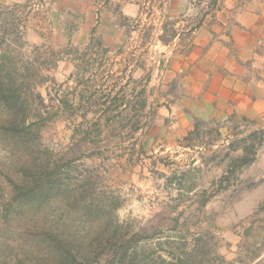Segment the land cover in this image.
Instances as JSON below:
<instances>
[{
    "label": "rangeland",
    "instance_id": "374dc122",
    "mask_svg": "<svg viewBox=\"0 0 264 264\" xmlns=\"http://www.w3.org/2000/svg\"><path fill=\"white\" fill-rule=\"evenodd\" d=\"M105 3L0 0V80L39 114L16 143L0 130V264H264V126L232 115L213 147V122L192 139L157 142L148 110L128 123L104 114L110 92L157 81L172 47L150 6L128 17ZM212 9L191 0L188 24ZM115 23L123 31L105 33ZM119 42L115 60L105 46ZM4 111L0 103L1 122ZM22 171L53 193L23 201L10 181Z\"/></svg>",
    "mask_w": 264,
    "mask_h": 264
},
{
    "label": "crops",
    "instance_id": "0c3cea01",
    "mask_svg": "<svg viewBox=\"0 0 264 264\" xmlns=\"http://www.w3.org/2000/svg\"><path fill=\"white\" fill-rule=\"evenodd\" d=\"M190 1L108 0L119 4L128 17H141V8L150 6L162 19L158 34H166L170 26L167 44L172 47L168 46L157 81L135 78L130 94L118 88L110 92L103 113L120 115L128 123L133 112L148 110L149 139L157 142L181 141L193 129L195 118L213 122L219 138L212 146L217 147L232 115H245L264 126V0H209L213 9L200 13L193 25L188 24L195 18L189 16ZM155 2L162 7L157 10ZM102 10L99 14L105 13ZM85 29L82 26V33ZM120 31L123 27L115 23L105 33ZM163 44L158 43L167 47ZM108 45L107 52L114 51L115 60H120L124 43Z\"/></svg>",
    "mask_w": 264,
    "mask_h": 264
},
{
    "label": "trees",
    "instance_id": "16d2710c",
    "mask_svg": "<svg viewBox=\"0 0 264 264\" xmlns=\"http://www.w3.org/2000/svg\"><path fill=\"white\" fill-rule=\"evenodd\" d=\"M161 38V37H160ZM162 40V39H161ZM162 42H164L162 40ZM2 66V65H1ZM1 78V77H0ZM10 81V80H9ZM4 83L0 80V103L5 108V113L7 114V118L4 119L2 122L0 121V130H2V134L10 135L12 142H18L20 138L19 131L23 130L26 125H32L33 120L35 117H38L39 114H30L29 111L26 109V98H22L19 94L18 86H13L11 82ZM36 97L40 100L41 96L39 93L36 94ZM21 117V118H20ZM27 122V124H26ZM203 124V121L194 119L193 129L184 137V139H192L191 137L198 136L199 130L198 127ZM86 134V133H85ZM84 134V135H85ZM86 137V136H84ZM22 140V139H21ZM7 145V144H6ZM247 148H244V156L240 158V163L246 164L250 161L247 158ZM246 150V151H245ZM23 172V171H22ZM25 174V172H23ZM9 180V176L7 178ZM32 182H30V180ZM39 175L34 178H29V175L25 174L19 178V184H17L15 178L11 181L12 185L16 187L19 191V195L23 201H35L38 204L42 203L44 196L48 197L50 193H53V188L49 184V181L46 183L47 186H42V181ZM125 250L122 252V258L126 254ZM132 260V258H130ZM77 259H74L73 256L70 258H65L61 261H57L58 264H75L77 263ZM124 259L118 261V263H111V264H124ZM131 263V262H130ZM80 264H86V262H81ZM109 264V263H108Z\"/></svg>",
    "mask_w": 264,
    "mask_h": 264
}]
</instances>
